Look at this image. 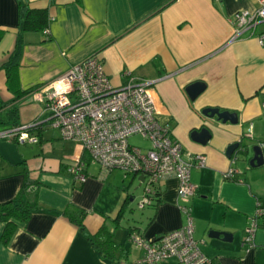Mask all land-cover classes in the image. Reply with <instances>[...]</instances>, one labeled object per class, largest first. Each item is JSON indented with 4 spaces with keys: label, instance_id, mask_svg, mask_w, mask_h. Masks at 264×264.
I'll use <instances>...</instances> for the list:
<instances>
[{
    "label": "crops",
    "instance_id": "obj_1",
    "mask_svg": "<svg viewBox=\"0 0 264 264\" xmlns=\"http://www.w3.org/2000/svg\"><path fill=\"white\" fill-rule=\"evenodd\" d=\"M24 1L47 11L48 33L19 31L18 0H0V132L35 123L26 132L38 142L0 137V204L24 190L23 199L34 206L26 221H15L6 241L0 222V264H132L140 250L129 239L131 231L156 240L186 222L172 176L159 183L158 201L142 208L150 215L125 222L139 174L103 172L79 143L62 140L48 125L39 88L93 53L114 86L124 83L125 71L154 80L159 119L185 157L205 156L204 166L190 169L195 191L188 202L203 253L213 264H264V170L248 168L250 154L241 163L225 155L233 142H264V44L247 31L237 35L229 22L235 12L255 8V0ZM256 31L264 33V23ZM194 81L205 88L190 100L184 87ZM206 107L234 112L238 120L206 116ZM202 127L210 133L204 144L191 138ZM80 158L88 175L83 183L67 171ZM230 168L238 173L227 179ZM69 205L86 211L83 230L63 214ZM257 209L263 215L249 246L244 229ZM103 224L118 244L114 258L102 257L89 238ZM212 230L231 239L211 237Z\"/></svg>",
    "mask_w": 264,
    "mask_h": 264
},
{
    "label": "built area",
    "instance_id": "obj_2",
    "mask_svg": "<svg viewBox=\"0 0 264 264\" xmlns=\"http://www.w3.org/2000/svg\"><path fill=\"white\" fill-rule=\"evenodd\" d=\"M253 9L235 12L229 22L237 35L247 31L257 35L264 44V33H257L264 23V0H255ZM44 34L48 29L44 28ZM124 83L114 86L103 69L98 54H91L71 64L51 82L39 88L47 123L58 130L65 141L82 146L90 162L103 172L121 170L124 173L143 174V197L138 207L151 203L155 186L169 177L178 182V208L185 216V224L165 232L156 240H148L131 231L129 239L140 250L132 264H163L174 259L179 264H212L203 253L200 241L193 237V219L189 200L195 191L190 181L192 166H204L202 154L185 157L181 143L170 134V127L159 119L154 80L123 72ZM36 124L20 125L0 132V137L16 139L19 143L38 142V137L26 130ZM250 127L248 132H250ZM139 134L150 141V147L142 150L130 145L128 137ZM247 137L249 133L246 134ZM264 148V142L259 144ZM235 159V155L232 157ZM74 180L83 183L88 175L86 162L75 160L67 165ZM238 173L230 168L223 176L231 179ZM263 215L257 209L251 222L244 229L243 243L253 246V236L258 228L257 218Z\"/></svg>",
    "mask_w": 264,
    "mask_h": 264
},
{
    "label": "trees",
    "instance_id": "obj_3",
    "mask_svg": "<svg viewBox=\"0 0 264 264\" xmlns=\"http://www.w3.org/2000/svg\"><path fill=\"white\" fill-rule=\"evenodd\" d=\"M18 8L19 31H41L44 28H47L48 15L45 9L30 8L24 0H18ZM33 129L34 127L29 128L28 131H32ZM23 191H21L20 195L16 199L0 204V222L5 224L3 232L4 241H6L13 233L15 221H26L30 215L32 207L34 206V202L30 199H23ZM159 192V186H155L153 195L151 196V203L149 205H153L155 201H158ZM63 214L66 215L71 221L75 222L79 229H84L83 218L86 215L85 210L73 205H69V207L64 209ZM260 217H262V215ZM260 217L257 218L258 228L260 226L258 222ZM89 238L102 257H115L114 251L118 247V244L113 240L112 233H110L109 229L104 224L94 235L90 236Z\"/></svg>",
    "mask_w": 264,
    "mask_h": 264
},
{
    "label": "water",
    "instance_id": "obj_4",
    "mask_svg": "<svg viewBox=\"0 0 264 264\" xmlns=\"http://www.w3.org/2000/svg\"><path fill=\"white\" fill-rule=\"evenodd\" d=\"M205 88V84L202 81H194L187 84L184 87V91L190 100H193L198 94H200ZM202 113L209 117H216L222 122H237V115L234 112L228 110H220L217 107H206L202 109ZM191 138L199 143H206L210 138L209 130L206 127H202L199 130H193L191 132ZM242 154L248 157V164L252 167L260 166L264 164V148L259 144H241L240 141L233 142L226 147L225 155L226 157H231L232 155ZM144 179L143 174L139 175V180L142 182ZM209 236L219 238L222 236L223 241H228L231 239V234L227 232L212 230L209 232Z\"/></svg>",
    "mask_w": 264,
    "mask_h": 264
},
{
    "label": "rangeland",
    "instance_id": "obj_5",
    "mask_svg": "<svg viewBox=\"0 0 264 264\" xmlns=\"http://www.w3.org/2000/svg\"><path fill=\"white\" fill-rule=\"evenodd\" d=\"M128 143L130 145H134V146L140 147L142 150H145V149L150 147V141L148 139L142 137L139 134H134V135L129 136L128 137ZM236 156H237V163H241L243 160H244V162H246L245 161V159H246L245 156H242L240 154L236 155ZM248 168L252 172H258L260 170H264V165H261V166L255 167V168H250L249 165H248ZM117 172H120L121 174L123 173L121 171H117ZM128 179H129V177H128ZM133 185L134 186H133L132 193L135 196L133 202H131V208L133 210V213L130 214L128 212V214L125 217V222L130 220V222H129L130 225L136 224V223H140V218L142 219V217L148 216V215H150L152 213V211L149 208H145L144 210H142L141 208L138 207V202L143 197V185L140 184V186H138V182L137 181H134Z\"/></svg>",
    "mask_w": 264,
    "mask_h": 264
}]
</instances>
